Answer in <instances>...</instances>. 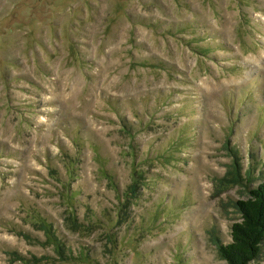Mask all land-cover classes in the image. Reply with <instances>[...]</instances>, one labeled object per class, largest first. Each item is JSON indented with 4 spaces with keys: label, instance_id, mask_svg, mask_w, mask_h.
<instances>
[{
    "label": "rangeland",
    "instance_id": "rangeland-1",
    "mask_svg": "<svg viewBox=\"0 0 264 264\" xmlns=\"http://www.w3.org/2000/svg\"><path fill=\"white\" fill-rule=\"evenodd\" d=\"M232 151L264 181V0H0V264H225Z\"/></svg>",
    "mask_w": 264,
    "mask_h": 264
},
{
    "label": "trees",
    "instance_id": "trees-1",
    "mask_svg": "<svg viewBox=\"0 0 264 264\" xmlns=\"http://www.w3.org/2000/svg\"><path fill=\"white\" fill-rule=\"evenodd\" d=\"M232 152L234 158L231 169L224 180L231 185L243 188L247 198L235 203L240 220L231 225V241L223 244L216 239L217 249L225 264H250L260 255L264 241V181L253 186L255 181L252 178L253 171L242 172L239 158L235 151ZM47 228V234L54 244L57 256L62 260L67 259L70 255H66L68 253L63 242L58 239L52 225Z\"/></svg>",
    "mask_w": 264,
    "mask_h": 264
}]
</instances>
